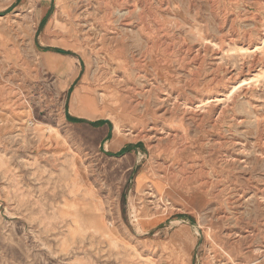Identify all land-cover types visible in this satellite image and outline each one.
<instances>
[{
  "label": "rangeland",
  "instance_id": "rangeland-1",
  "mask_svg": "<svg viewBox=\"0 0 264 264\" xmlns=\"http://www.w3.org/2000/svg\"><path fill=\"white\" fill-rule=\"evenodd\" d=\"M0 264H264V0H0Z\"/></svg>",
  "mask_w": 264,
  "mask_h": 264
},
{
  "label": "crops",
  "instance_id": "crops-1",
  "mask_svg": "<svg viewBox=\"0 0 264 264\" xmlns=\"http://www.w3.org/2000/svg\"><path fill=\"white\" fill-rule=\"evenodd\" d=\"M140 182H141V180H140V178H139V180H138V184H140ZM161 189H162V187H161Z\"/></svg>",
  "mask_w": 264,
  "mask_h": 264
},
{
  "label": "bare ground",
  "instance_id": "bare-ground-1",
  "mask_svg": "<svg viewBox=\"0 0 264 264\" xmlns=\"http://www.w3.org/2000/svg\"><path fill=\"white\" fill-rule=\"evenodd\" d=\"M73 8V7H72ZM68 9V8H67ZM105 86V85H104Z\"/></svg>",
  "mask_w": 264,
  "mask_h": 264
}]
</instances>
